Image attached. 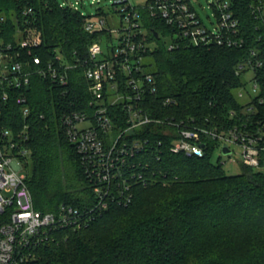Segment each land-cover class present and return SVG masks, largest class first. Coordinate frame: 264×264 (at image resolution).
<instances>
[{
  "label": "trees",
  "instance_id": "1",
  "mask_svg": "<svg viewBox=\"0 0 264 264\" xmlns=\"http://www.w3.org/2000/svg\"><path fill=\"white\" fill-rule=\"evenodd\" d=\"M234 2L247 39L243 49L180 45L170 50L165 39L171 29L160 21L149 25L157 92L148 101L160 117L193 118L205 127L233 123L230 112L240 109L236 92L243 85L236 74L239 63L264 43L258 40L250 0ZM29 8L33 15L23 18ZM23 20L40 33L41 44L21 51L29 87L7 90L0 127L27 133L26 184L36 210L56 212L62 204L90 208L92 186L61 125L64 114L89 111L85 68L68 70L69 84L60 87L41 76L33 59L54 61L58 50L70 64L85 60L95 35L83 30L79 12L61 8L57 0H0V47L21 38ZM21 95L27 116L17 102ZM169 98L174 103L164 105ZM213 146L202 158L186 157L172 153L166 141L148 158L153 182L135 185L131 204L111 205L81 231H57L27 264H264V171L242 165L240 174L228 176L212 164ZM3 220L0 216V225Z\"/></svg>",
  "mask_w": 264,
  "mask_h": 264
},
{
  "label": "built area",
  "instance_id": "2",
  "mask_svg": "<svg viewBox=\"0 0 264 264\" xmlns=\"http://www.w3.org/2000/svg\"><path fill=\"white\" fill-rule=\"evenodd\" d=\"M109 3L108 10L100 9L93 17L81 15L83 30L95 35L85 60L76 58L70 64L58 50L54 61L43 64L40 57L33 59L40 66L41 76L60 87L69 84L68 70L85 68L91 95L89 111L66 113L61 125L76 148L95 202L87 209L62 204L56 212L36 210L26 184L27 133L23 130L15 134L0 127V216L4 217L0 225V264H27L36 258L38 247L54 241L57 231H81L111 205L131 204L134 186L153 182L148 158L157 155L166 141L172 153L199 158L214 144L213 150L220 149L231 162L237 161V147L243 166L264 171V43L252 48L239 63L236 74L247 79L236 92L240 109L230 112L233 123L205 127L193 118L160 117L154 103L148 101L157 92L151 62L155 45L148 40L149 25L160 21L171 29L167 38L170 50L180 45L243 49L247 39L241 8L234 0H213L217 20L213 29L203 24L192 0ZM60 7L77 11L69 4ZM249 9L259 22L258 40L264 41V0H250ZM33 12L32 8L25 9L22 17L29 18ZM30 25L23 20L22 28H18L21 38L0 47V120L2 103L9 97L7 90L29 87L28 63L20 60L21 51L41 44L40 33ZM17 102L23 115H29L26 97L21 95ZM173 103L170 98L164 101L166 106Z\"/></svg>",
  "mask_w": 264,
  "mask_h": 264
},
{
  "label": "rangeland",
  "instance_id": "3",
  "mask_svg": "<svg viewBox=\"0 0 264 264\" xmlns=\"http://www.w3.org/2000/svg\"><path fill=\"white\" fill-rule=\"evenodd\" d=\"M59 4H69L77 10L83 17L90 18L97 14L100 9L108 10L110 7L109 0H57ZM135 5H141L145 0H131ZM213 0H192L194 8L199 14L203 24L213 29L216 25V16L212 7ZM167 43L170 41L165 39ZM247 77L244 76L243 80ZM249 90L251 85L248 86ZM251 92V91H250ZM236 152V162L229 161L228 158L222 156L220 149H214L211 155V162L214 165H220L224 173L228 176L238 175L242 171V155L237 147H234ZM31 173V167L28 170Z\"/></svg>",
  "mask_w": 264,
  "mask_h": 264
},
{
  "label": "water",
  "instance_id": "4",
  "mask_svg": "<svg viewBox=\"0 0 264 264\" xmlns=\"http://www.w3.org/2000/svg\"><path fill=\"white\" fill-rule=\"evenodd\" d=\"M155 37L158 38L159 37V34L158 33H154ZM225 154H229L228 150H225L224 151Z\"/></svg>",
  "mask_w": 264,
  "mask_h": 264
}]
</instances>
